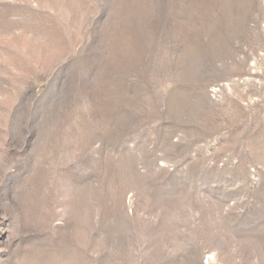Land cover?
Wrapping results in <instances>:
<instances>
[{"label": "rangeland", "instance_id": "1", "mask_svg": "<svg viewBox=\"0 0 264 264\" xmlns=\"http://www.w3.org/2000/svg\"><path fill=\"white\" fill-rule=\"evenodd\" d=\"M0 264H264V0H0Z\"/></svg>", "mask_w": 264, "mask_h": 264}]
</instances>
